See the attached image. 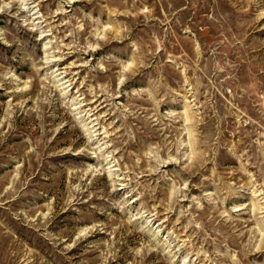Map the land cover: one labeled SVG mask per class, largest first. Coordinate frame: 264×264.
<instances>
[{"label":"rangeland","instance_id":"rangeland-1","mask_svg":"<svg viewBox=\"0 0 264 264\" xmlns=\"http://www.w3.org/2000/svg\"><path fill=\"white\" fill-rule=\"evenodd\" d=\"M0 264H264V0H0Z\"/></svg>","mask_w":264,"mask_h":264}]
</instances>
